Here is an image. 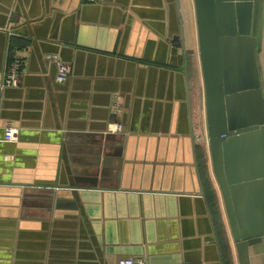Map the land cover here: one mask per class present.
<instances>
[{
  "label": "crops",
  "instance_id": "1",
  "mask_svg": "<svg viewBox=\"0 0 264 264\" xmlns=\"http://www.w3.org/2000/svg\"><path fill=\"white\" fill-rule=\"evenodd\" d=\"M180 10L183 46L174 0H0V264H226L217 228L232 264H264V238L238 254L230 231L192 0ZM13 55L19 82L2 86ZM56 60L70 69L63 82Z\"/></svg>",
  "mask_w": 264,
  "mask_h": 264
},
{
  "label": "water",
  "instance_id": "2",
  "mask_svg": "<svg viewBox=\"0 0 264 264\" xmlns=\"http://www.w3.org/2000/svg\"><path fill=\"white\" fill-rule=\"evenodd\" d=\"M174 4L183 46L180 0ZM192 7L212 168L239 254L264 238V0ZM183 71L188 89L186 64Z\"/></svg>",
  "mask_w": 264,
  "mask_h": 264
},
{
  "label": "built area",
  "instance_id": "3",
  "mask_svg": "<svg viewBox=\"0 0 264 264\" xmlns=\"http://www.w3.org/2000/svg\"><path fill=\"white\" fill-rule=\"evenodd\" d=\"M56 74L55 78L59 82L67 80L70 76V69L67 64L56 60ZM21 74V60L17 55H13L7 72L2 79V86H16L19 82ZM113 131H120L118 124H113L110 127ZM19 135V128L17 126L7 124L3 129V136L6 141H16ZM117 264H148L146 259L142 256L121 257L117 260Z\"/></svg>",
  "mask_w": 264,
  "mask_h": 264
},
{
  "label": "trees",
  "instance_id": "4",
  "mask_svg": "<svg viewBox=\"0 0 264 264\" xmlns=\"http://www.w3.org/2000/svg\"><path fill=\"white\" fill-rule=\"evenodd\" d=\"M195 60L193 57H187V71H188V80H189V87H190V94H191V110H192V117H193V124H194V133L200 134L199 129V82L197 71L194 64ZM196 149L198 152H201L200 142L196 141ZM201 165V164H200ZM211 186H205V190L208 194V201L210 206L213 204V196L211 194ZM213 208V207H212ZM217 236L219 240V244L222 250L224 262L226 264H232L230 259L229 249L223 247L221 243L222 232L221 228H217Z\"/></svg>",
  "mask_w": 264,
  "mask_h": 264
},
{
  "label": "rangeland",
  "instance_id": "5",
  "mask_svg": "<svg viewBox=\"0 0 264 264\" xmlns=\"http://www.w3.org/2000/svg\"><path fill=\"white\" fill-rule=\"evenodd\" d=\"M194 15V14H193ZM194 25H195V18H194ZM204 134H205V130H204Z\"/></svg>",
  "mask_w": 264,
  "mask_h": 264
}]
</instances>
